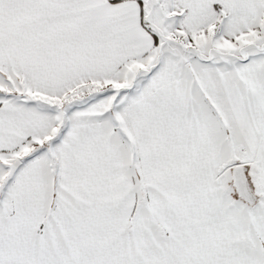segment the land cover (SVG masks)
Instances as JSON below:
<instances>
[{
  "label": "snow or ice",
  "instance_id": "6c2138e0",
  "mask_svg": "<svg viewBox=\"0 0 264 264\" xmlns=\"http://www.w3.org/2000/svg\"><path fill=\"white\" fill-rule=\"evenodd\" d=\"M0 264H264V0H0Z\"/></svg>",
  "mask_w": 264,
  "mask_h": 264
}]
</instances>
